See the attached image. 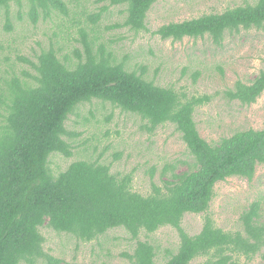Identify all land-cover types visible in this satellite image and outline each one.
Wrapping results in <instances>:
<instances>
[{"label": "trees", "instance_id": "obj_1", "mask_svg": "<svg viewBox=\"0 0 264 264\" xmlns=\"http://www.w3.org/2000/svg\"><path fill=\"white\" fill-rule=\"evenodd\" d=\"M110 6L124 8V20L109 28L148 32L146 21L159 0H109ZM27 3L33 25L59 12L80 26L76 60L61 56L53 45L36 54L35 61L18 60L31 69L0 74V264H68L45 251L43 230L67 235L78 244L100 241L108 232L123 230L134 242L131 253L120 256L129 264H158L157 248L141 241V233L155 234L174 228L180 238L175 254L168 251L164 264H235L236 257L251 261L264 257V208L253 202L239 217L241 229L225 232L210 216L202 231L190 236L182 227L186 215H205L215 198L218 183L230 178L252 181L264 166V130H246L215 143L203 139L195 121L196 111L212 96H189L163 87L143 74L117 62L85 24L96 26L101 14L82 21L68 8L67 0H0V24L6 32L14 26L10 6ZM4 15V17L2 16ZM19 19L23 15L19 13ZM264 30V0L161 27L154 35L163 40L210 39L221 46L227 34ZM93 33V32H92ZM13 69V68H12ZM198 73L194 76L197 79ZM196 81V80H195ZM264 94V69L245 84L223 92L230 102L256 104ZM98 101L122 113L140 118L142 132L154 135L173 126L191 157L180 171L169 164L155 180L156 167L149 171L152 192L133 190L134 172H112V165L98 159L75 160L74 140L67 122L87 104ZM111 117V116H110ZM110 121V118L107 119ZM118 154V153H117ZM72 161L54 170L53 159ZM99 258V257H97Z\"/></svg>", "mask_w": 264, "mask_h": 264}, {"label": "rangeland", "instance_id": "obj_2", "mask_svg": "<svg viewBox=\"0 0 264 264\" xmlns=\"http://www.w3.org/2000/svg\"><path fill=\"white\" fill-rule=\"evenodd\" d=\"M67 1L68 8L74 14L78 13L82 23L91 15L101 14L96 26L87 23L81 27L88 32L95 29L91 34L97 36V42L130 70L189 96L213 97L220 93L195 113L198 131L209 143L250 129L264 130V94L251 106L230 102L223 96V92L234 89L238 81L248 84L264 69V30L227 34L221 46H216L208 38L174 42L154 35L165 25L222 14L254 4L256 0H159L147 16L149 31L140 33L128 28L107 29L122 23L125 16L124 8L110 6L109 0ZM28 11L27 3L22 7L12 4L13 31H4L3 22L0 24V74L15 70L23 77L22 71L28 69L31 72V69L18 58L35 61L37 53L52 45L56 50L62 49L61 56L76 60L73 50L81 48L78 44L80 26H73L70 22L72 14L64 16L57 12L51 19H41L33 25L27 16ZM19 13L23 20L19 19ZM197 73V79H194ZM79 113L67 122L68 129L78 134L73 143L76 159L72 161L102 157L103 162L112 165L113 173L134 172L135 192L151 194V168L156 167L155 180L159 181L161 170L167 163L178 164L180 171L188 169L182 162L191 163L186 146L173 126L161 127L154 135H149L142 132L139 117L124 114L98 101L85 105ZM72 161L58 157L53 159V168L63 171ZM255 201L261 202L264 208V166L258 167L252 181L230 178L218 183L209 212L186 215L182 227L190 236L198 235L203 229L204 218L210 216L216 227L225 232H236L241 229L240 215ZM43 233L47 240L45 251L68 264H129L120 255L131 253L135 245L123 230L110 231L100 241L91 244H78L72 237L57 235L49 229H44ZM140 240L149 241L157 248L158 264H164L168 259V251L175 254L180 243L179 234L172 227L162 228L155 234L141 233ZM205 260L198 259L192 264ZM235 264H264V257L260 254L251 261L236 257Z\"/></svg>", "mask_w": 264, "mask_h": 264}]
</instances>
